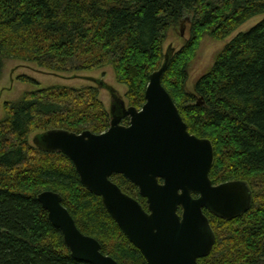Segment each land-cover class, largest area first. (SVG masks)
<instances>
[{
	"label": "trees",
	"instance_id": "trees-1",
	"mask_svg": "<svg viewBox=\"0 0 264 264\" xmlns=\"http://www.w3.org/2000/svg\"><path fill=\"white\" fill-rule=\"evenodd\" d=\"M263 13L264 0H0V63L18 59L74 74L109 65L127 88L128 106L140 108L148 77L163 62L165 33L187 18L188 39L172 53L161 83L188 131L211 141L213 184L238 180L251 191L250 206L239 217L227 220L203 209L215 243L198 263L264 264V17L233 36L192 91L185 90L187 66L203 36L221 40ZM18 79L39 86L28 76ZM98 90L55 84L4 102L0 264H89L71 257L37 201L43 190L62 196L77 228L95 238L103 254L119 264H147L100 197L81 184L71 161L28 140L33 132L53 128L105 131L110 112ZM111 180L146 208L135 185L119 174Z\"/></svg>",
	"mask_w": 264,
	"mask_h": 264
},
{
	"label": "water",
	"instance_id": "water-1",
	"mask_svg": "<svg viewBox=\"0 0 264 264\" xmlns=\"http://www.w3.org/2000/svg\"><path fill=\"white\" fill-rule=\"evenodd\" d=\"M173 52L169 47L161 66L150 73L141 108L127 107L120 99L116 112L109 108L105 131L74 133L53 128L32 138L39 149L60 152L71 161L81 184L100 197L147 264H199L198 259L209 255L215 243L203 209L229 220L245 213L251 202L246 183L213 184L209 178L214 160L211 141L188 131L161 83ZM96 84L117 98L104 82L96 80ZM123 119H128L126 125L121 123ZM114 174L137 187L146 209L111 180ZM37 201L50 223L60 230L72 258L89 264H119L101 252L95 238L77 228L58 192L43 190Z\"/></svg>",
	"mask_w": 264,
	"mask_h": 264
},
{
	"label": "rangeland",
	"instance_id": "rangeland-1",
	"mask_svg": "<svg viewBox=\"0 0 264 264\" xmlns=\"http://www.w3.org/2000/svg\"><path fill=\"white\" fill-rule=\"evenodd\" d=\"M263 17L264 13L249 19L221 40L213 39L208 35L203 36L193 53V57L188 63L185 90L188 92L192 91L196 79L208 70L213 63L215 54L220 51L233 36L255 25ZM189 27L188 19L184 18L177 26L167 30L162 41L163 54L169 47L174 49L173 54H177L183 48L188 39ZM182 28L184 29L183 36H181ZM23 75L33 78L38 82L39 86L19 80L18 78ZM96 80L104 82V84L111 88L113 93H115L119 99H122L125 105L128 106V100L125 97L127 88L116 82L113 70L109 65L89 71L77 72L75 74L53 73L38 67L32 62L18 59H3L0 63V118L4 116V102L14 101L27 91L55 84L73 87H82L85 85L96 86ZM98 98L108 111L113 98L110 90L107 88H99ZM35 133L33 132L29 135L28 140L30 143H32V138Z\"/></svg>",
	"mask_w": 264,
	"mask_h": 264
},
{
	"label": "flooded vegetation",
	"instance_id": "flooded-vegetation-1",
	"mask_svg": "<svg viewBox=\"0 0 264 264\" xmlns=\"http://www.w3.org/2000/svg\"><path fill=\"white\" fill-rule=\"evenodd\" d=\"M110 107H112V109L116 112L118 110V108L120 107V99L118 97L117 98H112V102H111V106ZM140 108H137V109H140ZM125 120H126V123L124 122ZM121 123L126 125L128 123V119H123ZM145 202H146V200H145ZM146 208H147V205H146ZM178 212L180 213V210Z\"/></svg>",
	"mask_w": 264,
	"mask_h": 264
}]
</instances>
